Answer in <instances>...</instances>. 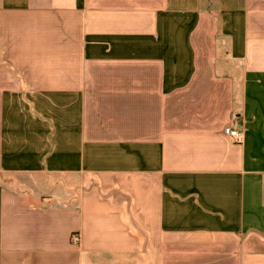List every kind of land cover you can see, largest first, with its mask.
Returning <instances> with one entry per match:
<instances>
[{"label":"crops","instance_id":"crops-1","mask_svg":"<svg viewBox=\"0 0 264 264\" xmlns=\"http://www.w3.org/2000/svg\"><path fill=\"white\" fill-rule=\"evenodd\" d=\"M0 264H264V0H0Z\"/></svg>","mask_w":264,"mask_h":264},{"label":"built area","instance_id":"built-area-1","mask_svg":"<svg viewBox=\"0 0 264 264\" xmlns=\"http://www.w3.org/2000/svg\"><path fill=\"white\" fill-rule=\"evenodd\" d=\"M225 133L230 135V136H233V137H236V138H239V132L238 130H235L231 127V125H227L224 129Z\"/></svg>","mask_w":264,"mask_h":264}]
</instances>
